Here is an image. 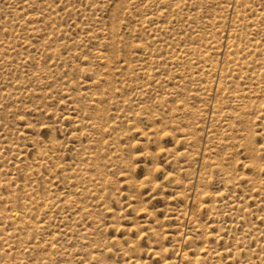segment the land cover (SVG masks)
<instances>
[{
	"label": "rangeland",
	"instance_id": "374dc122",
	"mask_svg": "<svg viewBox=\"0 0 264 264\" xmlns=\"http://www.w3.org/2000/svg\"><path fill=\"white\" fill-rule=\"evenodd\" d=\"M0 264H264V0H0Z\"/></svg>",
	"mask_w": 264,
	"mask_h": 264
}]
</instances>
